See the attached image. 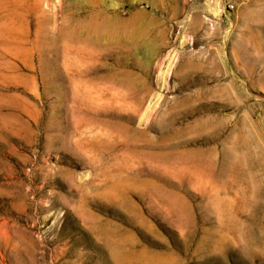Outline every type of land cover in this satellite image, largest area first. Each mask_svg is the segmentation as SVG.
<instances>
[{
    "label": "rangeland",
    "instance_id": "rangeland-1",
    "mask_svg": "<svg viewBox=\"0 0 264 264\" xmlns=\"http://www.w3.org/2000/svg\"><path fill=\"white\" fill-rule=\"evenodd\" d=\"M0 264H264V0H0Z\"/></svg>",
    "mask_w": 264,
    "mask_h": 264
}]
</instances>
